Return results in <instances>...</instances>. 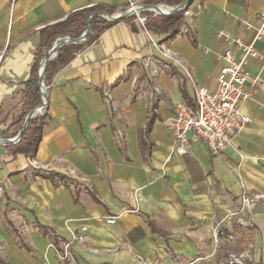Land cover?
<instances>
[{"label":"crops","instance_id":"1","mask_svg":"<svg viewBox=\"0 0 264 264\" xmlns=\"http://www.w3.org/2000/svg\"><path fill=\"white\" fill-rule=\"evenodd\" d=\"M130 2L142 0H0V129L18 105L41 27L93 4L117 11ZM195 3L189 35L147 34L126 17L82 42L66 65L53 70L33 158L67 182L56 184L30 165V157L10 156L0 144V264H64L51 243L55 237L69 242L78 264L218 262L215 220L236 231L241 184L249 193H264V35L254 42L259 57L248 64L256 92L241 104L251 121L231 146L214 154L203 139L189 135L181 154L167 119L175 103L194 104L195 86L215 85L225 48L219 30L253 39L264 0H206L200 10ZM156 44L171 48L192 79ZM148 57L164 66L154 80L144 64ZM154 84L161 92L158 114L146 129ZM141 130L147 131L143 143ZM251 212L254 224L239 228L244 231L238 230L237 241L251 244L253 264H259L264 199ZM110 215L115 222L107 224ZM13 219H22L26 232ZM81 226L85 240L75 241Z\"/></svg>","mask_w":264,"mask_h":264},{"label":"built area","instance_id":"2","mask_svg":"<svg viewBox=\"0 0 264 264\" xmlns=\"http://www.w3.org/2000/svg\"><path fill=\"white\" fill-rule=\"evenodd\" d=\"M206 0H187V5L183 6V19L187 20V24L181 23L175 30V34H188L189 29L194 28L193 11L190 9V3H195L197 10L205 6ZM163 12L168 13L176 5H166L159 3ZM136 6L137 10L130 11L129 17H134L143 30L149 34V30L144 26L147 15L143 11H150L159 14L152 7L142 9L140 4L130 2L128 6L120 8L112 14H119L128 11L130 7ZM103 18L111 20L109 13L106 11L98 12ZM218 35L225 41V48L219 55L221 65L215 76V85L211 88L204 85H197L194 89V104L189 105L183 101L175 103L172 109V116L167 119V125L174 141V150L183 154L187 151L186 146L189 141V135L193 138L203 139L210 151L220 155L223 150L232 145L233 139L239 134L243 127L251 121V118L241 109L242 102L256 92L257 78L251 74L248 69L250 59L259 57V52L255 47V40L260 39L264 35V9L261 12V22L256 29L252 40H247L239 35L234 36L226 29L218 31ZM63 37L56 39L63 40ZM66 37V36H65ZM87 39V38H86ZM86 39L83 41L85 42ZM163 51V57L170 60L183 72V74L192 79V75L181 60V58L169 47L164 44H156ZM2 54H0V59ZM145 66L150 70V79L154 80L159 70L164 68L162 62L151 57L145 60ZM44 86V85H43ZM45 88V87H44ZM161 92L159 86L154 84L150 90L149 102L147 104V123L156 120L158 114L157 103L160 100ZM146 129L147 126H146ZM15 140L14 142H17ZM29 163L35 170L45 171L47 167L39 164L33 157L29 159ZM72 173V170H68ZM58 185H65V181L57 178ZM83 181V178H81ZM243 191L240 195L241 209L248 213V218L243 219L237 217L236 221L244 227H251L254 220L251 216V206L264 199V193H249L245 186L241 184ZM2 187L0 186V191ZM115 222V216L110 215L106 218L107 224ZM215 228L213 237L217 241L219 234H224L228 239H233L234 235L227 229L220 227V222L215 220ZM87 228L81 226L79 231L73 232L72 239L75 241H84L83 232ZM60 250L58 252L60 258L67 259V264H78L74 254L71 251L70 244L67 241H59ZM251 244L239 253H232L228 256L229 264H246V261L253 264V258L250 254Z\"/></svg>","mask_w":264,"mask_h":264},{"label":"trees","instance_id":"3","mask_svg":"<svg viewBox=\"0 0 264 264\" xmlns=\"http://www.w3.org/2000/svg\"><path fill=\"white\" fill-rule=\"evenodd\" d=\"M184 0H142V3L177 5ZM100 11H106L109 14L116 12L115 7L103 4H93L87 7L76 9L70 12L64 19L45 25L39 29V42L34 52L33 62L30 67L29 75L24 81V86L20 92L18 101L19 107L15 114L7 122L9 116L4 117L5 124L0 129V137H14L22 128L25 117L36 106L41 104L40 88L38 83V65L42 58L47 56V52L54 40L67 36L69 38H78L83 31L90 26V32L86 41L96 38L101 32L111 27L116 20H107L98 14ZM147 15L144 26L154 34L174 35L176 28L183 22V10L179 9L169 14H152L150 11H143ZM132 17H127L131 19ZM123 19V18H122ZM82 47V43H66L55 49L56 56L48 61L43 80L48 84L54 69L66 65L74 54ZM45 122V114H35L27 122L20 138L17 142L5 144L7 154L10 156L23 155L33 157L39 142L42 126ZM152 122L146 124L150 128ZM146 130H141V143ZM142 145V144H141ZM57 184V178L66 181V177L54 170H45L42 172ZM51 243L56 250H60L58 237L52 239ZM68 260H64L67 264Z\"/></svg>","mask_w":264,"mask_h":264},{"label":"water","instance_id":"4","mask_svg":"<svg viewBox=\"0 0 264 264\" xmlns=\"http://www.w3.org/2000/svg\"><path fill=\"white\" fill-rule=\"evenodd\" d=\"M187 5V0L182 1L181 3L177 4L176 6L173 7L172 10H170L168 13L163 12L162 9H160L161 7L157 4H147V3H141L140 4V8L142 9H146L149 7H152L153 9H155L159 14H169L172 12H175L177 10H179L180 8H182L183 6ZM127 8V7H126ZM130 11H126L124 10V12H121L119 14H109V17L111 20H116V19H122V18H126L130 16ZM90 32V26L88 25V27L83 31V33L78 37V38H69V37H63V40L61 42L56 43V40H54V42L52 43L51 47L49 48L48 52H47V56L42 58L39 62L38 65V83H39V88H40V93H41V99L42 102L41 104H39V107L43 108V111L41 112V114H44L46 112L47 109V93L46 90L43 86V77H44V71L46 68V65L48 63L49 60H51L52 58H54L56 56V51H54V49H56L57 47L61 46L62 44H66V43H82L86 38L88 33ZM54 52V55L51 56V54ZM43 63V67L41 68V64ZM45 92V93H44ZM46 94V98H44V95ZM37 106L35 108H33L25 117L24 123L22 128L19 130V132L11 138H7V137H0V144H7V143H11L14 142L15 140H19L21 133L23 132V129L25 128L28 120L35 115Z\"/></svg>","mask_w":264,"mask_h":264},{"label":"rangeland","instance_id":"5","mask_svg":"<svg viewBox=\"0 0 264 264\" xmlns=\"http://www.w3.org/2000/svg\"><path fill=\"white\" fill-rule=\"evenodd\" d=\"M134 3L135 4H141V3H138V2H134ZM190 8H192V3H190ZM151 13L154 15L153 12H151ZM61 41L62 40H58V42H61ZM43 85H44L46 93H47L48 84L45 83L44 80H43ZM40 97H41V93H40ZM41 102H42V99H41ZM18 107H19V105H16L12 109H10L12 115L15 114V112L17 111ZM3 109L4 108H2V110ZM0 113H1V111H0ZM37 114H41V113H37ZM1 191H0V195H1ZM0 198H1V196H0ZM2 205H3V203L0 202V212H2V210H3ZM234 215H236V218L237 217H241L243 219H246L249 216L246 211L241 209V205H240L239 210L237 212H235ZM251 216H252V212H251ZM252 218H253V216H252ZM13 222L15 224H17L18 228H20L22 233L26 232L27 227L25 226V223L22 221V219H20V220L19 219H13ZM235 223H236V225L239 228H242V229L243 228H246V229L249 228V227H244L242 225H239L236 220H235ZM239 228L236 231L229 230L234 235L233 239H228L224 234H219L217 236V241L215 240V237H213V243L217 247L216 254H217L218 262L216 263V261H211V263H209V264H229L227 260H228V256L230 254L243 252L248 247V245L246 247L245 246L243 247L244 242L237 241V232H238V230H241ZM243 231L241 230L242 233H243ZM244 236H246V235H244ZM56 254H57V258L63 263L64 260L62 258H60L58 252H56ZM250 254H251L252 258H253V255H252L253 253L251 252V248H250ZM246 264H251V263L246 261ZM259 264H264V261L263 262L261 261Z\"/></svg>","mask_w":264,"mask_h":264},{"label":"bare ground","instance_id":"6","mask_svg":"<svg viewBox=\"0 0 264 264\" xmlns=\"http://www.w3.org/2000/svg\"><path fill=\"white\" fill-rule=\"evenodd\" d=\"M161 9V8H160ZM128 11H135V10H137V7L136 6H133V7H130L129 9H127ZM56 43H58V41H56ZM54 51H55V49H54ZM54 55V52L51 54V56H53ZM43 67V63L41 64V68ZM45 93V92H44ZM44 98H46V94L44 95ZM43 111V108L42 107H39V106H37V109H36V114L37 113H41Z\"/></svg>","mask_w":264,"mask_h":264}]
</instances>
